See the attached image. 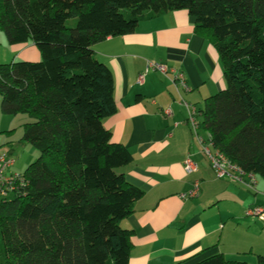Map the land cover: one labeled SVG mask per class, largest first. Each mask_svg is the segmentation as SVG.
I'll return each mask as SVG.
<instances>
[{
  "label": "trees",
  "instance_id": "16d2710c",
  "mask_svg": "<svg viewBox=\"0 0 264 264\" xmlns=\"http://www.w3.org/2000/svg\"><path fill=\"white\" fill-rule=\"evenodd\" d=\"M180 9L224 67L225 88L198 108L201 127L264 178V0H0L9 43L41 52L0 62L2 111L32 118L23 139L40 151L15 191L0 193V264H129L133 231L121 223L144 191L119 171L134 157L104 125L117 111L114 76L92 46ZM193 264L248 263L219 252Z\"/></svg>",
  "mask_w": 264,
  "mask_h": 264
},
{
  "label": "crops",
  "instance_id": "0c3cea01",
  "mask_svg": "<svg viewBox=\"0 0 264 264\" xmlns=\"http://www.w3.org/2000/svg\"><path fill=\"white\" fill-rule=\"evenodd\" d=\"M8 46L13 61L41 59L33 41ZM92 47L114 76L117 111L104 119V125L112 131L113 140L124 144L134 157L119 171L144 191L134 213L121 223L133 231L129 264L186 259L185 264H193L219 252L227 259L257 264V256L264 255V226L260 228L259 219L242 214L247 202L240 196L241 189L216 176L183 104L187 101L199 108L226 86L218 50L195 30L194 17L185 9L169 11L141 21L131 33L109 36ZM3 59L8 63L9 58ZM148 60L183 71L189 90L178 86L173 74L154 70L140 82ZM197 117L200 122L201 115ZM199 130L208 133L202 127ZM189 154L197 168L188 173L185 159ZM197 180L198 195L181 198ZM261 183L256 179V186ZM221 200L239 204L240 209L225 212L217 203Z\"/></svg>",
  "mask_w": 264,
  "mask_h": 264
},
{
  "label": "built area",
  "instance_id": "2783aa9c",
  "mask_svg": "<svg viewBox=\"0 0 264 264\" xmlns=\"http://www.w3.org/2000/svg\"><path fill=\"white\" fill-rule=\"evenodd\" d=\"M151 70L159 71L163 74H173V81L178 86L183 87L185 90H189L186 75L183 71L170 68L166 63L148 60L144 73L139 75V81L142 82L145 79V74ZM183 104L188 108L189 111V122L191 124L193 133L197 141L201 145L202 152L209 159L211 166L213 167L215 174L218 178H228L232 181L242 182L248 187L256 185L255 174L246 172L240 166L232 162L223 152L218 150L212 141L211 134H202L200 132V122L198 121L199 111L195 104L183 101ZM169 112V110L167 111ZM15 160L8 152L3 151L0 148V193L2 195L8 194L15 191L18 183L23 182L22 175L20 173H13L11 175L6 173L7 167L14 165ZM197 168V163L193 159L192 155L189 154L185 159L186 171L192 172ZM200 190L199 181H195L193 187L188 191L180 194V197L185 199L189 197H195L198 195ZM250 215H258L261 220L264 221V208L256 207L248 210Z\"/></svg>",
  "mask_w": 264,
  "mask_h": 264
},
{
  "label": "rangeland",
  "instance_id": "374dc122",
  "mask_svg": "<svg viewBox=\"0 0 264 264\" xmlns=\"http://www.w3.org/2000/svg\"><path fill=\"white\" fill-rule=\"evenodd\" d=\"M73 22V19L70 18L68 20V24H71ZM9 41L6 33L0 29V60H6L3 58H9L6 62L13 61V53L9 52V49H6V47H9ZM5 47V48H4ZM17 61H23L21 58L17 59ZM1 62V61H0ZM4 62V61H3ZM2 95L0 94V148L3 151L8 152L10 150L11 156L14 158L15 163L14 166L7 167L6 173L11 175L13 173H21L24 172L25 169L28 167L30 163L37 160V158L40 156V151L36 146L33 144L25 141L23 139L24 134V128L23 124L24 122L30 121L32 118L26 114L21 113L17 115H10L5 114L2 111ZM25 117V119H24ZM14 121V123H13ZM13 123V125H12ZM256 179L258 181H262L260 185H254L252 187H248L242 182H236L235 184H232V180L225 178L223 181L227 185L235 186L237 189H241V198L242 200H245L247 204L242 209V214H244V217H252L253 219H259L262 223H260V228L264 226V221L259 218L258 215H248V210L251 208L256 207H263L264 208V178L256 174ZM226 195L229 194L228 192L225 193ZM230 196V195H228ZM239 202V200L237 199ZM252 202V203H251ZM222 208L223 211L229 212L234 207L235 209H240L239 204H232V201L229 200H221L217 202ZM250 204V205H249ZM248 215V216H247ZM172 264V263H168Z\"/></svg>",
  "mask_w": 264,
  "mask_h": 264
}]
</instances>
